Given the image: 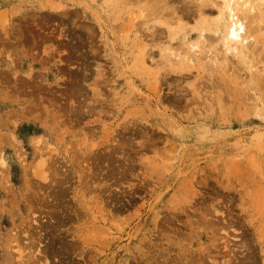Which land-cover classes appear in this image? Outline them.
<instances>
[{
    "label": "rangeland",
    "instance_id": "1",
    "mask_svg": "<svg viewBox=\"0 0 264 264\" xmlns=\"http://www.w3.org/2000/svg\"><path fill=\"white\" fill-rule=\"evenodd\" d=\"M205 1L0 0V264H264V48Z\"/></svg>",
    "mask_w": 264,
    "mask_h": 264
},
{
    "label": "bare ground",
    "instance_id": "2",
    "mask_svg": "<svg viewBox=\"0 0 264 264\" xmlns=\"http://www.w3.org/2000/svg\"><path fill=\"white\" fill-rule=\"evenodd\" d=\"M207 1L208 0H206L205 2L211 3L210 2L211 0L208 2ZM259 1L261 3H264V0H259ZM221 2H222V6L220 9V12H225L227 14V17L230 20V23L225 27V38L221 44L222 49L225 51H228V52L229 51L236 52L237 56H241L242 53L240 51H238V49L240 50L239 47L242 44L244 45V47L247 46L248 44L246 45L245 42L248 43L250 41L251 46L258 47L259 45H261V49L264 48V45H263L264 44V42H263L264 41V37H263L264 34H262L264 32L262 31V33H260L261 32V31H259L260 29L257 32H256V29H255V31L253 29H250L251 25L248 28V24H250L249 21L247 24L248 18H252V20L255 19L256 6L252 5L250 0H221ZM252 27L254 28V26H252ZM170 31L172 32V29ZM204 37H206V36L204 35L203 38L201 37L203 41L206 40V38L204 39ZM239 44H240V46L238 47ZM189 48H190L191 52L195 51V53H196L199 51L198 44H193ZM196 54H198V53H196ZM180 60L185 61L186 58L185 57H183V58L179 57V61ZM18 154H19V152H18ZM0 163H1V158H0ZM35 225L37 227H40V225L36 221L33 222V226H35ZM226 250H228V249H226ZM227 256L230 260L229 264H243L242 263L243 261L240 262L238 260V257L235 256L234 254L232 255V253L229 252V253H227ZM169 264H170V262H169Z\"/></svg>",
    "mask_w": 264,
    "mask_h": 264
}]
</instances>
